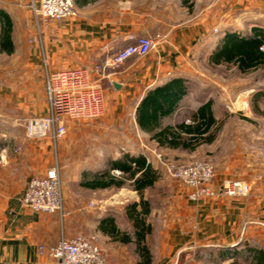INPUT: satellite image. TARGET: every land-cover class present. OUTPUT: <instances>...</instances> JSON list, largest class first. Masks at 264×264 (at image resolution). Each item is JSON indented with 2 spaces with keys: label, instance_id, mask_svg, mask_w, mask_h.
<instances>
[{
  "label": "crops",
  "instance_id": "1",
  "mask_svg": "<svg viewBox=\"0 0 264 264\" xmlns=\"http://www.w3.org/2000/svg\"><path fill=\"white\" fill-rule=\"evenodd\" d=\"M74 1L77 16L48 23L41 41L27 50V65L32 71L31 74H25V95L28 98L24 101L18 100L15 87L12 91L9 88V93L0 89V264H57L48 256L42 255L40 248L52 247L62 238L72 239L79 235L95 238L107 256L108 264H148L147 258L142 257L139 252L138 242L133 236V222L127 210L125 218L133 228L132 233H127L132 237L130 243L115 241L101 229L104 221L112 222L117 227L119 225L115 217L104 214V207L124 204L121 198H117L116 202L112 201L113 197L103 200L98 193L118 188L82 186L89 191V203L96 206L101 202L105 203V206H101V212H96L89 218L90 221L80 209H74L83 207L85 200L76 196L71 198L66 188L62 216L35 213L24 206L22 200L28 183L36 177L46 176L58 165L55 163V157L58 144L62 145L61 141L55 144L51 139L29 138L25 127L28 116L49 115L45 94L47 68L56 72L82 67L93 70L96 65L124 50L130 44V36H147L157 42L156 48L147 58L132 57L120 69L110 71L107 78L100 80L105 103L101 116L91 120L92 125L127 132L121 140L119 139L121 143L130 141L128 132L132 129L135 140L137 138L139 142H150L158 148H164L154 140L155 131L149 132L139 124L138 108L150 92L174 80L184 81L185 94L168 110H171L168 115L158 119L155 130L168 126H195L194 117L210 101L216 124L202 137L213 135V140H201L194 148L183 150L195 152L205 146L212 149L219 141L225 125L226 120L218 113V104L207 98L203 90L191 87L181 75L188 74L191 64L196 62L194 54L198 48L212 37L216 38L212 33L215 26L212 25H217L218 22L209 24L197 21L176 26L168 34H162L159 32L161 20L155 17L159 12L160 0H156V3L153 0L152 7L147 11L132 9L129 6L132 0ZM230 1L229 8L221 12L218 20L222 22L219 26L222 35H225L227 30V34H234L233 31L239 26L238 23L235 26V16L239 13L241 0ZM27 16L31 21L32 14ZM223 18H226L225 22L222 21ZM29 25L32 27V23ZM216 45L217 43L212 49L216 48ZM44 52L49 60L47 68L43 61ZM208 62L216 65L210 61V57ZM197 93L200 97L195 99ZM185 137L190 138V135ZM257 149L258 153L264 152V147ZM236 151V146L225 144L222 154L215 151L205 154L217 167L213 184L216 198L195 202L181 192L173 190L165 213L153 215L152 203L144 194V201L150 207V214L145 223L151 231L145 235L142 244L148 250L149 254L144 255L150 256L149 264H196L192 256L195 250L215 253L216 256L208 264H235L246 255L242 250L243 243L264 239V156L254 154L239 157ZM126 155L134 158L145 157L147 164L158 172V182L160 181V160L134 151L120 153L108 160L105 168L119 175L121 173V177H113H128L123 171L113 169L112 166L113 162L123 159ZM97 180L99 179L94 178L89 183ZM129 182L139 199L132 205H140L141 197L134 189L132 181L126 180V184L118 190L122 196ZM236 182L247 187V196L226 194V187ZM127 207L128 205L124 208ZM247 253L249 259L252 257L255 260L250 250Z\"/></svg>",
  "mask_w": 264,
  "mask_h": 264
},
{
  "label": "rangeland",
  "instance_id": "2",
  "mask_svg": "<svg viewBox=\"0 0 264 264\" xmlns=\"http://www.w3.org/2000/svg\"><path fill=\"white\" fill-rule=\"evenodd\" d=\"M152 2L153 0H132L129 6L132 9L147 11L152 7ZM230 2V0H160L159 12L155 14V17L157 16L161 20L159 32L162 34H168L174 27L183 24L197 21H205L209 24L218 22L217 25H214L215 23L212 25V27L215 26L212 33L216 38L211 36L213 39L211 38L205 45L198 48L194 54V57L197 58L195 59L196 62L191 64L189 73L181 74L189 82L188 84H191V87L203 90L207 98L213 99L218 104V113L226 120L219 141L212 149L205 146L195 152L183 149L170 151L165 147L158 148L150 142H139L137 138L135 140V136L133 137L135 133L132 129H129L128 132L130 141L121 143L120 140L127 132L106 126H94L91 120H95V118L69 120L67 122V125L69 124L67 134L61 140L62 145L58 144V153L55 157V163L58 165L55 167L59 169L64 191L66 188L71 198L76 196L85 200L86 203L83 207L74 209H80L89 221V218H92L96 212H101L103 209L101 206H105V203L101 202L98 206L89 203L88 201L91 199L89 191L82 186L94 178H106L108 175L121 177L119 173H113V171L105 168L108 160L115 158L120 153L140 152L149 158L155 157L160 160L158 161V170L161 179L155 187L147 189L144 193L145 197L152 203L153 215L165 213L168 208L167 202L173 196V190L181 192L188 198L187 191L180 182L172 179L165 172L164 164L209 162L216 169L215 162L206 158L205 154L212 151L222 154L225 144L231 147L236 146V154L239 157H249L254 154L264 156V152L260 153L259 151L258 153L256 151L257 148L262 149L264 147V67L242 72L236 65L228 63L213 65L208 62V58L210 57L211 61L215 50L221 43L220 41L228 33L227 30L225 35H222V32L219 31L222 22L220 23L218 20L221 17V12L223 13L229 8ZM31 5L32 0H0V10L12 20L11 37L15 48L11 54L0 52V89L9 93V88L12 91V88L15 87L18 100L22 101L28 98L25 95L27 81L25 74L32 73L27 65L26 54L30 46L38 43L34 39L38 37L39 33ZM238 12L235 16V26L237 23L239 26L236 30H231L234 34L244 38L251 34L253 28L264 29V0H241ZM29 13L32 14L31 21L27 16ZM222 21L225 22L226 18H223ZM29 23H32V27ZM230 23H232L231 20ZM3 30L4 26L0 20V36ZM215 43H217V47L212 49ZM198 93L194 96L195 99L200 97ZM104 103L105 98L103 108ZM39 117L28 116L27 119ZM131 186L130 182L127 183L122 196L118 189L98 193L103 200L113 197L112 201L116 202L117 198L122 199L124 205L117 203L104 207L106 211L104 214L117 219L119 230L122 233L133 232L132 224L128 223L125 218V212L133 202L139 199ZM127 189L129 191H126ZM215 194L213 198H216L217 193L215 192ZM126 205L128 207L124 208ZM138 210L141 212L142 207H139ZM250 248L264 250V239L243 243L242 250L246 252V255L235 264H257L252 257L249 259L247 256V251ZM192 256L196 264H208L216 255L213 251L195 250Z\"/></svg>",
  "mask_w": 264,
  "mask_h": 264
},
{
  "label": "built area",
  "instance_id": "3",
  "mask_svg": "<svg viewBox=\"0 0 264 264\" xmlns=\"http://www.w3.org/2000/svg\"><path fill=\"white\" fill-rule=\"evenodd\" d=\"M32 12L41 41L48 23L63 21L77 16L74 0H32ZM130 44L118 54L104 60L93 70L77 68L65 71L49 70V60L44 52L43 61L47 68L45 77L49 115L27 119V136L32 139H51L59 143L67 134L69 120L94 119L103 111L104 93L100 80L107 78L110 71L120 69L130 58H145L156 48V40L141 36H130ZM95 75V76H94ZM20 149V148H19ZM18 149V150H19ZM1 163V160H0ZM167 174L187 190L188 199L201 201L215 197L213 183L216 169L209 162L164 164ZM121 175V173H120ZM230 196H247L248 189L240 182L225 189ZM23 204L29 210L43 215H63L65 209L63 182L58 167L46 176L32 179L23 196ZM42 255L57 264H108L107 256L95 238L79 235L72 239L62 238L52 247L40 248Z\"/></svg>",
  "mask_w": 264,
  "mask_h": 264
},
{
  "label": "trees",
  "instance_id": "4",
  "mask_svg": "<svg viewBox=\"0 0 264 264\" xmlns=\"http://www.w3.org/2000/svg\"><path fill=\"white\" fill-rule=\"evenodd\" d=\"M0 20L3 23L4 30L0 36V52L13 53L14 45L11 37L12 20L3 11L0 10ZM264 29L253 28L248 37L241 38L238 34H227L218 46L216 52L211 58L212 63L222 65L224 63L236 65L242 72L256 70L264 67ZM185 94L183 80L171 81L162 87L150 92L142 101L138 108V122L143 129L154 132V140L160 147L172 149H189L199 145L201 140L211 142L213 135L203 138L215 124L211 101L203 106L198 114L194 117L195 126L179 125L176 127L168 126L157 128L158 119L168 115ZM185 135H190L186 138ZM192 136V137H191ZM113 169L123 171L128 177L116 178L111 175L101 178L93 183H88L86 187L107 189L111 187L122 188L126 180L132 181L134 189L141 197L140 205L134 204L127 208V214L134 226V237L138 242L139 252L142 257L150 260L147 248L142 244L145 235L150 233L151 228L147 227L145 221L150 214V207L144 201V192L153 188L159 180V174L151 165L147 164L145 157L138 158L126 155L123 159L112 163ZM139 207L142 211L139 212ZM104 233L111 235L115 241L130 243L132 237L127 233H122L118 227L109 221H104L101 226ZM254 254L257 264H264V251L258 249H249Z\"/></svg>",
  "mask_w": 264,
  "mask_h": 264
},
{
  "label": "water",
  "instance_id": "5",
  "mask_svg": "<svg viewBox=\"0 0 264 264\" xmlns=\"http://www.w3.org/2000/svg\"><path fill=\"white\" fill-rule=\"evenodd\" d=\"M116 87H118V85H116Z\"/></svg>",
  "mask_w": 264,
  "mask_h": 264
}]
</instances>
